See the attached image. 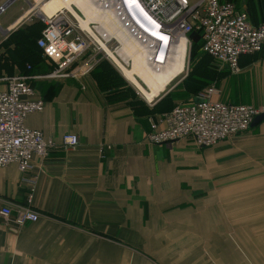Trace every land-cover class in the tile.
I'll return each instance as SVG.
<instances>
[{"label":"crops","instance_id":"1","mask_svg":"<svg viewBox=\"0 0 264 264\" xmlns=\"http://www.w3.org/2000/svg\"><path fill=\"white\" fill-rule=\"evenodd\" d=\"M32 1L12 0L0 11V91L20 71L4 67L24 44L12 37L30 19ZM257 13H247L253 24L264 21V0ZM238 65L232 79L241 92L243 83L250 89L252 102L233 103L257 105L264 46ZM34 68L25 63L21 73L37 75ZM31 83L44 108L26 125L56 145L30 171L0 166V207L28 205L39 214L21 227L0 216V264H264V119L211 147L190 138L153 144L145 140L150 120L170 109L148 105L115 75ZM223 85L216 98L227 100ZM65 133L77 134L78 144L62 147Z\"/></svg>","mask_w":264,"mask_h":264},{"label":"built area","instance_id":"2","mask_svg":"<svg viewBox=\"0 0 264 264\" xmlns=\"http://www.w3.org/2000/svg\"><path fill=\"white\" fill-rule=\"evenodd\" d=\"M99 10H111L122 28L146 52L147 64L163 67L171 59L180 37L196 32L202 50L231 73L239 71L241 55L253 54L264 46V21L253 24L246 11L228 0H92ZM66 12L44 16V27L36 39L41 55L49 64L41 75L15 74L0 91V166L15 163L21 172L30 171L33 160L46 157L56 143L42 131L26 125L28 115L44 108L31 80L65 81L88 76L101 52L119 71L107 50L129 67L116 53L120 43L104 33L98 23L89 22V31ZM89 54L88 56H86ZM30 70L31 66L27 65ZM120 72V71H119ZM121 73V72H120ZM123 76V74H121ZM124 77V76H123ZM125 78V77H124ZM220 89L208 85L188 101L176 104L158 121L150 120L145 140L153 144L190 138L199 147H211L250 128L253 118L264 112V104H236L216 98ZM78 135L65 133L62 147L78 144ZM0 216L11 218L17 227L34 222L39 214L28 205L4 204Z\"/></svg>","mask_w":264,"mask_h":264},{"label":"rangeland","instance_id":"3","mask_svg":"<svg viewBox=\"0 0 264 264\" xmlns=\"http://www.w3.org/2000/svg\"><path fill=\"white\" fill-rule=\"evenodd\" d=\"M43 1L45 0H33L31 2L33 4V10H31L32 12L29 15L30 19L28 21L25 20L23 24L24 28L20 29L18 33L13 34L12 37L15 41H18L17 39H21L20 41H22L24 44L21 45L20 48H15L12 53L13 55L9 54V58L12 59V64L10 65V68L7 65V67L4 68L13 70L14 68H16L15 66H19L17 70L20 71H18V73L22 74L21 69L24 67L25 63H29L32 64L33 68L35 67L34 72L37 75H41L43 72L48 71V67L45 64L40 51L35 46V39L36 37H38L44 27V14L40 12L38 8L39 2ZM234 1L238 2L237 5L240 9H243L247 13L249 12V15H252L255 12L257 13L260 10V0ZM36 4L37 7H35ZM65 12L68 13L67 11ZM69 14L70 13H68L67 15ZM258 17L259 20H261L260 16ZM16 36H18L19 38ZM188 41L189 42L187 46L186 64L184 71L178 77H176L158 97H156L152 102H148V105H155L154 107H156L158 110H169L176 104L188 101L190 97L195 94L196 91H198L199 89L203 90L206 85L208 86V83H215L217 87H220L221 83L224 84L222 86L221 96L222 98L227 99L226 101L230 100L231 102L236 103L242 101H245V103L252 102L249 97H246L247 95H251L250 89L249 92H244V83L242 82L243 92H241V82L239 83L232 79V77L237 75L238 73H231L225 67L218 65L212 58H209L208 63H205L203 61V56L206 57V55L203 53L204 51L202 50V42L200 39H198L195 34L190 33L188 35ZM88 55L89 54H87L86 56ZM97 55L98 62L91 71V73H95L96 71H98V69H105V72L108 74L109 77L108 80L112 79V75H115V77L119 81V84L124 83L128 86V88L136 91L137 94L140 95L139 97H141L142 101L147 103V101L143 98L140 92L132 85V83H130V81H128L121 75L122 73L117 70V68L113 65L110 60L105 57V55H103L101 52H99V54L97 53ZM113 81L115 83L111 82V84H114L115 86V79H113ZM247 82L250 88L252 86L250 80H248ZM108 84L109 83L105 85ZM36 88H38V86H36ZM238 94L240 95V98L238 97ZM253 101H256V99ZM259 101L260 105H262L261 103H264V100L261 101V99H259ZM254 103H257V105L259 104L258 102Z\"/></svg>","mask_w":264,"mask_h":264},{"label":"bare ground","instance_id":"4","mask_svg":"<svg viewBox=\"0 0 264 264\" xmlns=\"http://www.w3.org/2000/svg\"><path fill=\"white\" fill-rule=\"evenodd\" d=\"M38 8L46 17L67 11L80 22L83 30H90L89 22L101 25L104 33L112 35L120 43V47L116 49L118 56L123 60L130 58L129 67L123 65L105 45L103 47L107 50L123 76L149 102L158 97L185 69L187 54V39L185 37L179 38V43L174 48L171 59L167 64L160 68H153L147 64L146 52L143 46L127 34L113 11L99 10L98 5L94 1L45 0L39 2Z\"/></svg>","mask_w":264,"mask_h":264},{"label":"trees","instance_id":"5","mask_svg":"<svg viewBox=\"0 0 264 264\" xmlns=\"http://www.w3.org/2000/svg\"><path fill=\"white\" fill-rule=\"evenodd\" d=\"M228 1H233L234 3H236V5L238 4V2H235L234 0H228ZM238 6V5H237ZM193 34H195L197 37H198V39H200V36H199V34L198 33H196V32H192ZM36 41V40H35ZM35 46H36V44H35ZM37 48V47H36ZM40 51V53H41V50H39ZM205 55H206V57H204L203 56V58H204V62L206 63H208V61H209V58L211 59L212 57L209 55V54H207V53H205V52H203ZM213 59V58H212ZM96 73H100V76H101V79L102 80H104V81H107L108 80V74L106 73V72H103V70H100V69H98V71H96ZM212 84H215V83H212ZM208 85H211V83L209 84L208 83ZM206 87H207V85H206ZM199 90H201V89H199ZM199 90L198 91H196L195 92V94H193L191 97H193L194 95H196L198 92H199ZM190 97V98H191Z\"/></svg>","mask_w":264,"mask_h":264},{"label":"water","instance_id":"6","mask_svg":"<svg viewBox=\"0 0 264 264\" xmlns=\"http://www.w3.org/2000/svg\"><path fill=\"white\" fill-rule=\"evenodd\" d=\"M12 0H9L3 7H5L7 4H9L10 2H11ZM3 7H1L0 8V11H1V9H3ZM264 119V112L263 113H260V114H258V115H256L254 118H253V120H252V122H251V125H254V124H256V123H258L259 121H261V120H263Z\"/></svg>","mask_w":264,"mask_h":264}]
</instances>
